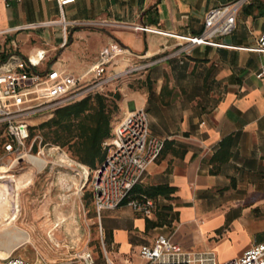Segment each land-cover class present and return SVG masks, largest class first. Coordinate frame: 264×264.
<instances>
[{
	"label": "crops",
	"instance_id": "1",
	"mask_svg": "<svg viewBox=\"0 0 264 264\" xmlns=\"http://www.w3.org/2000/svg\"><path fill=\"white\" fill-rule=\"evenodd\" d=\"M227 1L72 0L59 9L54 0H0V60L14 52L35 71L86 81L115 43L122 53L105 73L136 68L118 82L119 118L146 110L163 147L140 184L168 192L147 216L126 205L99 212L110 264H141L139 246L158 234L213 257L240 240L220 261L264 240V53L244 49L264 35V0L241 7L233 31L215 38L222 45L166 57L182 43L176 36L197 34L205 12ZM54 177L66 189V178Z\"/></svg>",
	"mask_w": 264,
	"mask_h": 264
},
{
	"label": "built area",
	"instance_id": "2",
	"mask_svg": "<svg viewBox=\"0 0 264 264\" xmlns=\"http://www.w3.org/2000/svg\"><path fill=\"white\" fill-rule=\"evenodd\" d=\"M54 1L61 9L72 0ZM249 1L228 0L208 9L203 16L201 30L195 35L176 36L182 43L175 45L166 57L187 54L198 45H222L215 38L233 31L236 14ZM58 23L64 28L69 22L61 18ZM244 49L264 53V35H258L255 44ZM121 53L115 43L104 48L90 70L91 78L82 84L79 83L81 77L70 76L63 70L48 67L43 71H35L14 52L7 53L0 60V130L5 136L1 144L3 155L11 157L13 162L29 161L33 175H50L58 170L71 171L76 177L78 190L88 183L96 219L101 210L122 205L144 216L150 215L154 209L155 203L151 198H127L130 189L141 182L148 165L158 157L163 147V139L149 134L146 110L135 108L115 121L110 137L102 143L106 151L105 158L97 168L91 170V174L80 163L67 161L68 156L58 146L44 143L39 135L30 137L28 118L100 91L105 84L135 70L132 67L118 73L105 74V66ZM261 75L262 70L256 74L258 77ZM137 253L142 260L141 264H264V240L220 263L215 262L211 253L194 254L183 250L164 234H158L151 245L139 246ZM0 264L31 263L26 258L8 253L0 258ZM78 264H94L91 252L83 251L78 256Z\"/></svg>",
	"mask_w": 264,
	"mask_h": 264
},
{
	"label": "rangeland",
	"instance_id": "3",
	"mask_svg": "<svg viewBox=\"0 0 264 264\" xmlns=\"http://www.w3.org/2000/svg\"><path fill=\"white\" fill-rule=\"evenodd\" d=\"M118 72L120 70H113L107 74ZM84 82L79 81L80 84ZM109 86L114 88L113 84ZM50 115L51 111L46 110L28 118L30 137H41L37 125ZM112 115V123H115L119 113ZM4 139L0 130V256L9 252L28 259L31 264H78V256L88 250L94 264H107L103 251L106 246L102 248L101 245L102 236L88 196V183L78 190V183L73 185L76 177L69 170L33 175L29 161L13 162L11 157L3 155L1 144ZM67 158V161H74ZM84 167L91 174V170ZM55 175L66 178V189L55 180ZM16 231L24 233L25 243L16 242L13 238ZM237 241L239 243L231 242L230 247L217 252L215 262H222V257L237 249L241 244Z\"/></svg>",
	"mask_w": 264,
	"mask_h": 264
},
{
	"label": "trees",
	"instance_id": "4",
	"mask_svg": "<svg viewBox=\"0 0 264 264\" xmlns=\"http://www.w3.org/2000/svg\"><path fill=\"white\" fill-rule=\"evenodd\" d=\"M124 76L105 84L100 91L52 110L50 117L37 125L41 130L42 141L60 147L70 159L89 170L97 168L106 155L102 143L110 137L114 124L112 113H119L120 94L117 88L119 80ZM111 84L114 88H110ZM167 192L168 188L164 186L138 183L130 189L127 198H151L154 201L157 195ZM88 196L91 197L90 194Z\"/></svg>",
	"mask_w": 264,
	"mask_h": 264
},
{
	"label": "bare ground",
	"instance_id": "5",
	"mask_svg": "<svg viewBox=\"0 0 264 264\" xmlns=\"http://www.w3.org/2000/svg\"><path fill=\"white\" fill-rule=\"evenodd\" d=\"M30 160H34V159H32V158H29ZM64 220H65V218H64ZM16 235H14L13 236V238L16 240V242L18 243V244H23V243H25L26 241V239H25V235H24V233H22V232H20V231H16V233H15ZM9 252H4V256H6L7 254H8ZM4 256H0V258H2V257H4Z\"/></svg>",
	"mask_w": 264,
	"mask_h": 264
}]
</instances>
